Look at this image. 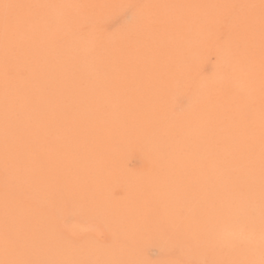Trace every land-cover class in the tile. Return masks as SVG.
Wrapping results in <instances>:
<instances>
[{
	"label": "rangeland",
	"instance_id": "374dc122",
	"mask_svg": "<svg viewBox=\"0 0 264 264\" xmlns=\"http://www.w3.org/2000/svg\"><path fill=\"white\" fill-rule=\"evenodd\" d=\"M0 264H264V0H0Z\"/></svg>",
	"mask_w": 264,
	"mask_h": 264
}]
</instances>
